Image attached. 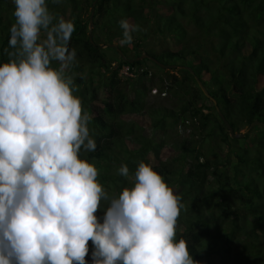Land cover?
<instances>
[{
  "label": "trees",
  "instance_id": "obj_1",
  "mask_svg": "<svg viewBox=\"0 0 264 264\" xmlns=\"http://www.w3.org/2000/svg\"><path fill=\"white\" fill-rule=\"evenodd\" d=\"M14 7L12 0H0V62L8 59ZM48 7L54 17L74 21L69 47L76 51V94L97 145L80 155L95 162L105 191L118 195L132 186L140 161L151 163L181 197L177 239L185 238L195 261L264 264V126L233 136L195 77L236 132L264 122V0H62ZM121 19L139 26L130 44H120ZM151 32L170 38L176 48H147L143 37ZM112 43L123 54L101 47ZM144 53L167 67L148 57L126 59ZM148 62L161 71L158 91L172 93L171 103H147L154 79ZM125 64L144 70L123 79ZM175 126L187 134L173 140ZM122 164L128 177L118 173ZM106 206L101 200L98 217ZM88 248L91 264V240Z\"/></svg>",
  "mask_w": 264,
  "mask_h": 264
},
{
  "label": "clouds",
  "instance_id": "obj_2",
  "mask_svg": "<svg viewBox=\"0 0 264 264\" xmlns=\"http://www.w3.org/2000/svg\"><path fill=\"white\" fill-rule=\"evenodd\" d=\"M12 2L0 62V264H88L89 240L91 264H199L177 239L181 197L151 163L140 161L132 186L109 195L80 155L97 145L76 94L74 21L48 7L62 0ZM119 26L120 44H130L139 26ZM118 173L128 177L127 165Z\"/></svg>",
  "mask_w": 264,
  "mask_h": 264
},
{
  "label": "rangeland",
  "instance_id": "obj_3",
  "mask_svg": "<svg viewBox=\"0 0 264 264\" xmlns=\"http://www.w3.org/2000/svg\"><path fill=\"white\" fill-rule=\"evenodd\" d=\"M143 41L146 43L147 48L152 49L156 52H160V51L165 50L167 48H176L175 44L173 43V41L170 38L160 36L159 34H156L153 32H151L148 35H146L145 37H143ZM109 54L110 55L115 54L114 50H111ZM146 67L152 71V74H154L153 81L149 82V84H148V86L150 87V90L145 95L146 96L145 99H146L147 103H149V104H158V103L163 104V102L171 103L172 98H174V95L172 93H168L167 96L166 95L164 96L160 93H154L153 92L154 88L159 89L157 82L159 80V76L161 75V71L150 62H148ZM120 76L123 79H127V78H124L125 76H122V75H120ZM165 97H168V99H166ZM169 98H170V100H169ZM170 134H171L172 139L174 140L177 137L180 138L181 134L186 135L187 132L183 133V128L181 126H177V127L175 126L170 131ZM166 151H167V149L164 151L163 155L166 154Z\"/></svg>",
  "mask_w": 264,
  "mask_h": 264
},
{
  "label": "water",
  "instance_id": "obj_4",
  "mask_svg": "<svg viewBox=\"0 0 264 264\" xmlns=\"http://www.w3.org/2000/svg\"><path fill=\"white\" fill-rule=\"evenodd\" d=\"M93 17H94V8L92 10V13H91V16H90V35H91V41H93V38H92V27H93ZM106 46H112V47H115L117 48V50H119V52L121 54L122 51L121 49L119 48V46L116 44V43H112V44H101V47H106ZM151 58L152 60L154 61H157L156 58H154L152 55H150L149 53H144L143 55L139 56V57H136V58H126L129 62H134L135 60H140V59H143V58ZM159 62V61H157ZM159 64H161L163 67H167V65H164L162 63L159 62ZM170 68H185V69H188L190 70L192 73H194V70L190 67V66H187V65H177V64H172V65H169ZM196 77V80L199 84V86L201 87V89L203 90V92L210 98L213 100L215 106H216V109H217V112L219 114V116L221 117V119L224 121L226 127L228 128V130L230 131V133L235 136V137H243L245 136L247 133H249L255 126H258V125H262L264 126V122L263 121H259V120H255L253 121L247 128H245L244 130L240 131V132H236L234 130V128L232 127L231 123L228 121V119L226 118L225 114L222 112L220 106L218 105L217 103V100L209 93L207 87L205 86V84L203 83V81L200 79V77L198 75H195Z\"/></svg>",
  "mask_w": 264,
  "mask_h": 264
},
{
  "label": "built area",
  "instance_id": "obj_5",
  "mask_svg": "<svg viewBox=\"0 0 264 264\" xmlns=\"http://www.w3.org/2000/svg\"><path fill=\"white\" fill-rule=\"evenodd\" d=\"M144 70V68H137L128 64H125L121 67L119 74L122 76H125L124 78H134L137 77L138 74H140V72H142ZM152 72L150 71L149 74H151ZM154 93H158V89L154 88L153 89Z\"/></svg>",
  "mask_w": 264,
  "mask_h": 264
},
{
  "label": "bare ground",
  "instance_id": "obj_6",
  "mask_svg": "<svg viewBox=\"0 0 264 264\" xmlns=\"http://www.w3.org/2000/svg\"><path fill=\"white\" fill-rule=\"evenodd\" d=\"M162 95H164V96H165V94H162Z\"/></svg>",
  "mask_w": 264,
  "mask_h": 264
}]
</instances>
